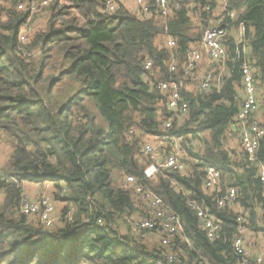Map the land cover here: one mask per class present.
Returning a JSON list of instances; mask_svg holds the SVG:
<instances>
[{
  "label": "trees",
  "instance_id": "1",
  "mask_svg": "<svg viewBox=\"0 0 264 264\" xmlns=\"http://www.w3.org/2000/svg\"><path fill=\"white\" fill-rule=\"evenodd\" d=\"M42 1L0 0V133L11 144L0 167V264H153L166 254L180 264H241L231 247L237 208L251 233H261L264 200L257 168L247 161L236 127L241 72L232 39L226 42L228 74L221 87L213 83L207 94L191 95L186 120L180 127L174 122L172 133L183 139L186 174L164 171L155 185L143 176L142 139L157 131L161 101L143 81L144 63L153 64L148 78L170 79V56L159 44L167 29L164 35L176 41L179 66L172 76L177 78L181 59L211 16L204 8L212 10L214 0H193L192 9L187 0H168L180 8L165 19L156 15L154 0H147L150 17L136 16L120 3L107 14L105 0H50L45 19L21 43L22 27L36 14L17 6ZM228 2L239 12L237 23L244 25L264 88V0ZM132 129L135 134H129ZM190 139L199 140L198 152L188 148ZM256 161L264 164V136ZM209 165L220 171L223 193L236 190L234 207L218 209L215 198L203 192ZM116 176L121 184L114 183ZM126 176L143 180L179 215L187 242L176 237L166 246H148L130 233V217L147 215L123 187ZM24 181L50 182L51 196L66 215L60 225L45 229L23 214ZM70 207L74 213L67 221ZM194 208L208 210L219 222L214 240L207 239ZM246 264H255L253 258Z\"/></svg>",
  "mask_w": 264,
  "mask_h": 264
},
{
  "label": "built area",
  "instance_id": "2",
  "mask_svg": "<svg viewBox=\"0 0 264 264\" xmlns=\"http://www.w3.org/2000/svg\"><path fill=\"white\" fill-rule=\"evenodd\" d=\"M119 1L105 0V12L113 14L117 10ZM214 2L215 6L212 10L209 7L204 8L205 12H211V16L205 19L199 40L189 46L181 59V73L177 78L172 76V74H177L179 66L174 55L176 41L171 36L164 35L168 34L167 29H164L161 38L162 44L161 42L159 44L170 56L168 65L170 79L157 81L148 78L153 64L151 60H146L144 63L143 81L149 89L155 88L158 91L161 101L157 104V131L153 135H144L142 139L143 176L150 184L155 185L158 175L164 171L186 174L187 165L182 145L183 139L172 133L174 122L180 127L186 120L189 102L192 99L191 95L207 94L213 83L216 84L217 89L221 87L222 79L228 74L225 67L228 59L226 42L228 39H232L236 47L235 58L240 63L241 72L242 105L236 116V127L240 146L247 156V161L253 163L257 168V175L262 184L261 197L264 200V164L256 161V152L264 136V128L260 125L261 116L259 115L261 106L258 92L259 80L256 78V69L251 61L244 25L242 22L237 23L239 12L228 8V0H214ZM50 3V0H45L17 6L18 10H27L30 16L36 14L30 24H25L22 27L18 37L21 43H24L33 29L43 21L42 11L46 10ZM134 4L136 16L150 17L153 15L147 0H135ZM154 6L156 15L163 19L167 18L172 10L178 11L180 8L177 2L170 7L168 0H154ZM194 22L198 23L197 18L194 19ZM235 24L237 25L235 26ZM135 133L136 131L133 129L129 131V134ZM187 146L195 149H191L193 153L198 152L201 148L197 139L188 140ZM123 185L131 191L133 198L138 200V205H142L143 213L147 215L140 216L137 213L130 217L129 231L137 240L157 237L162 246L169 245L176 237L187 242L179 215L155 194L151 186H147L143 180L133 176L124 177ZM202 190L208 196L215 198L218 209L227 206L232 208L236 203V190L232 187L226 188L223 193L221 173L212 165L204 168ZM41 209L42 212H40ZM194 209L207 239L214 240L220 232L219 222L208 210ZM21 211L31 218L37 216L41 226L45 229H50L54 224V206L47 199L35 202H24L23 200ZM73 213V207H70L67 211V221H71ZM260 213L264 218V204L260 207ZM98 224L101 225V221H98ZM236 224V234L231 241L235 256L239 258L241 264H246L251 258L255 264H264V237L258 252L252 254L251 248L247 244V235L250 232L248 221L242 209L239 208H237ZM262 225L264 228V220ZM262 234L264 236V233ZM162 258V261H156L153 264H180L177 257L172 254L163 255ZM197 264L207 263L199 261Z\"/></svg>",
  "mask_w": 264,
  "mask_h": 264
},
{
  "label": "rangeland",
  "instance_id": "3",
  "mask_svg": "<svg viewBox=\"0 0 264 264\" xmlns=\"http://www.w3.org/2000/svg\"><path fill=\"white\" fill-rule=\"evenodd\" d=\"M134 2H135V0H123L122 4H124L126 6V9L127 8L128 9L132 8V10H134V8H135ZM193 2H194L193 0H187V3L189 4L188 5L189 9H192V5L191 4H193ZM132 3H133V5H132ZM42 13L44 14L42 19H44L45 16H46L45 10H43ZM197 31L198 30H196L195 32H197ZM160 42L162 44V39L161 38H160ZM258 86H259V84H258ZM261 87L258 88L259 98L260 99L264 95V88H261ZM234 145H235V148L238 147V145L236 143H234ZM10 147H11L10 141L6 137H4L3 135L1 136V133H0V167H3L4 163L6 162L8 153L10 152ZM114 183L115 184H121L122 180L116 176L115 179H114ZM33 184L39 186V184H41V183H33ZM34 188H36V187H34ZM52 192H51V188H50L49 185L46 186L45 184H43V185H41L39 187L38 191H35V190L32 191L31 190L24 197V202H35L37 200L47 199L48 201H50L53 204V206H54V224H53V226L50 229H53L58 224L60 218L63 219V217H66V215H64V212L62 211V207H63L62 203L53 200V198L51 196ZM40 212H42V209H41ZM28 219L31 222H33L34 224H37V223L40 224L37 216L32 217V218L28 217ZM262 233H264V232H261V234H260L261 237L260 238L257 235L251 233V231L247 235L248 236L247 244L249 243V245H250L249 247L251 249H253V250H256V252L260 249V244L259 243H260V240L264 237ZM152 240H153V237H150V238L147 237L145 239V243L147 242L146 244L149 246L150 244H152L151 243ZM158 244H159V240H158Z\"/></svg>",
  "mask_w": 264,
  "mask_h": 264
},
{
  "label": "crops",
  "instance_id": "4",
  "mask_svg": "<svg viewBox=\"0 0 264 264\" xmlns=\"http://www.w3.org/2000/svg\"><path fill=\"white\" fill-rule=\"evenodd\" d=\"M122 2H123V0H120L119 1V3L122 5V6H124L125 8H126V6L124 5V4H122ZM132 5H133V3H132ZM128 9V8H127ZM131 10H132V8H130ZM129 9V10H130ZM135 9V8H134ZM264 96V95H263ZM263 99V98H262ZM261 99V100H262ZM260 100V101H261ZM33 183H36V182H28V181H24L22 184H23V190H24V194H27L29 191H33V190H35V191H38V189H39V187L41 186V185H43V184H39V186H37V185H34ZM45 185L47 186V185H49L48 183H45ZM34 187H36V188H34ZM61 223L60 222H58V224L56 225V226H58V225H60ZM124 231L126 232V228H124ZM260 234L261 233H256L255 235H257L259 238L261 237L260 236ZM262 240V239H261ZM261 240H260V243H261ZM151 243H153V244H155V246L156 245H158V240L157 239H153L152 241H151ZM259 243V244H260ZM250 245H249V243H248V247H249ZM252 250V254H256L257 252H256V250H253V249H251Z\"/></svg>",
  "mask_w": 264,
  "mask_h": 264
}]
</instances>
